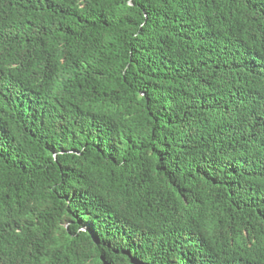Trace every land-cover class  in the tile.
<instances>
[{
  "label": "trees",
  "instance_id": "trees-1",
  "mask_svg": "<svg viewBox=\"0 0 264 264\" xmlns=\"http://www.w3.org/2000/svg\"><path fill=\"white\" fill-rule=\"evenodd\" d=\"M0 264H264V0H0Z\"/></svg>",
  "mask_w": 264,
  "mask_h": 264
}]
</instances>
